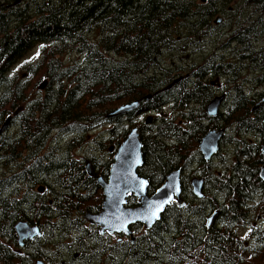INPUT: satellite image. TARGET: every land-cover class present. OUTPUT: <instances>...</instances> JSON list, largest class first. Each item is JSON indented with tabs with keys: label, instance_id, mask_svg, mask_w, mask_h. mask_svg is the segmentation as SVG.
I'll list each match as a JSON object with an SVG mask.
<instances>
[{
	"label": "trees",
	"instance_id": "obj_1",
	"mask_svg": "<svg viewBox=\"0 0 264 264\" xmlns=\"http://www.w3.org/2000/svg\"><path fill=\"white\" fill-rule=\"evenodd\" d=\"M12 1L0 0V127L8 119L15 129L0 135V264H264V107L252 111L264 95V0H22L8 7ZM217 17L230 32L216 51L233 45L229 57L213 51L202 66L183 69L190 83L169 88L179 69L175 53L201 51L204 37L221 27ZM33 50L25 70L48 83L29 98L13 69ZM67 55L76 60L65 63ZM213 79L225 81L229 99L208 118ZM134 102L130 114L107 118L112 106ZM146 113L154 114L149 124ZM133 128L148 196L167 174L183 175L182 206L169 204L147 231L131 227L130 244L100 236L82 216L98 213L94 179L106 178L108 149ZM213 129L224 135L205 163L197 146ZM194 177L203 180L199 200L190 193ZM135 206L128 197L126 207ZM19 221L41 231L22 256L14 251Z\"/></svg>",
	"mask_w": 264,
	"mask_h": 264
},
{
	"label": "water",
	"instance_id": "obj_2",
	"mask_svg": "<svg viewBox=\"0 0 264 264\" xmlns=\"http://www.w3.org/2000/svg\"><path fill=\"white\" fill-rule=\"evenodd\" d=\"M21 0H14L12 6ZM204 2V0H201ZM215 24L218 23L216 19ZM43 85L40 86L42 88ZM146 97L145 100H148ZM222 97L213 98L205 107V114L208 118H215L222 102ZM264 106V96L258 105L253 106L252 111ZM138 108V103L134 102L120 106L110 112L107 118H117L127 115ZM150 118H146L145 123L149 124ZM8 127L6 119L0 127L2 135ZM223 130H209L199 140L197 151L203 161L208 163L217 154L219 143L223 137ZM111 154V164L105 179L96 177L95 182L101 191V202L99 212L96 214L84 213L83 221L97 228L99 235L123 236L129 239L130 244L134 242L135 236L130 228L139 225L143 230H149L166 207L175 203L178 207L182 206L180 198V170L167 174L161 186L152 195L147 194V182L138 176L137 171L142 165L141 143L137 129H132L120 145L113 149H108ZM261 155L264 157V143L261 144ZM85 171L91 177L88 163L85 164ZM259 179L264 183V165L260 168ZM203 180L197 177L189 180L191 196L201 199ZM42 188L38 189L41 192ZM132 197L136 200L135 207H126V199ZM216 213H213L206 220V227H210ZM14 232L17 236V243L20 246L23 241H27L38 235L36 227H30L25 222H18L14 225ZM36 264H41L37 262Z\"/></svg>",
	"mask_w": 264,
	"mask_h": 264
},
{
	"label": "rangeland",
	"instance_id": "obj_3",
	"mask_svg": "<svg viewBox=\"0 0 264 264\" xmlns=\"http://www.w3.org/2000/svg\"><path fill=\"white\" fill-rule=\"evenodd\" d=\"M19 4H20V2H19ZM3 13H6V12L3 11ZM220 25H221V27L218 28V30L215 33L212 32V34L209 36L208 39H206V37H204L206 43L204 45H202V47L200 48L201 51H199L198 53H192L191 51H184L181 49L178 51V53L180 54V53L184 52L182 55H178V53L176 52L175 54H177V55L175 57H173V61H175L173 64V67L174 68H183L184 67V69L185 68H189V69L192 68L193 70H195L196 68H198L199 66H202L205 63L203 59L205 57L209 56L213 51H214L213 54H216V56H220L221 53L219 54V51H216V50L220 47L225 46L226 39H228V36H227V34H228V32H227L228 22L225 21L224 18L220 17V22L216 26H220ZM240 38H242V35L240 36ZM232 46L233 45H230L228 47L223 48V50H225L224 51L225 56L222 58H224L225 60L229 57V52L231 51ZM253 46L257 47L256 44ZM36 56H37V51L36 50L31 51L26 56V58L24 60H22L13 69V71L16 72V74H17V80L19 81V83L26 85V87H27L26 92H28L30 95L29 98H32L38 94L40 95L43 92V90L46 88V85L48 83V81L46 79H43L42 77H40V74L37 76H34V75L29 74V72L25 70V66H27L28 64H32L33 60L36 58ZM183 59L185 60V62L183 61ZM74 60H76L75 56L73 57L72 55H67L66 57H64L63 61L65 63H68V62H73ZM193 64H195V66H192ZM241 67L245 68V67H247V65L243 64V66H241ZM187 72L190 73V71H188V70L185 72L183 70V73L181 74V76L188 75ZM218 83L212 86L217 91L215 93V96H220L222 93H226L227 91L229 93V86L225 83V81L220 80V81H218ZM41 85H43L42 88H40ZM217 85L219 87H217ZM220 88H222V89H220ZM227 99H229V97H227ZM224 105L225 104H223V106ZM223 106L220 108V110L223 108ZM118 107H120V105L112 106L110 108V110L113 111V110L117 109ZM145 116L152 118L154 116V114L147 113L144 115V118H145ZM136 122H138V121H136ZM11 133L12 134L15 133L14 128L6 129L3 136L4 137L11 136ZM220 150H222L221 147H220ZM222 151H224V150H222ZM260 225H264V219L262 220V223H260Z\"/></svg>",
	"mask_w": 264,
	"mask_h": 264
},
{
	"label": "flooded vegetation",
	"instance_id": "obj_4",
	"mask_svg": "<svg viewBox=\"0 0 264 264\" xmlns=\"http://www.w3.org/2000/svg\"><path fill=\"white\" fill-rule=\"evenodd\" d=\"M14 1V0H13ZM13 1H12V3H13ZM23 1H25V0H23ZM22 2V0L20 1V3ZM12 3L8 6V7H14V6H12ZM19 4V3H18ZM18 4H16L15 6H17ZM220 22V18H219V20H218V23ZM217 23V24H218ZM221 26V25H220ZM220 28V27H219ZM217 30H218V28H217ZM206 42H204V43H202V45H204ZM202 45H199L200 46V48L202 47ZM197 46V45H196ZM199 48V50H201ZM225 56V54H222L221 53V55L220 56H218V59L221 57H224ZM182 69H184V67L183 68H179L178 69V72L175 74V79H174V82L169 86V88L171 87V88H174V91H176V89H177V87L178 86H180V85H184V84H186L185 82H183L182 81V79L183 78H185V80H187V83L189 82H191L190 81V79H189V75H184V76H181V74H179V73H181L182 72ZM256 76V73L254 74V77ZM176 80V81H175ZM218 81H220V80H217V79H213L211 82H210V88L214 91V97L213 98H216V97H222L223 99H222V102H221V105H220V108L223 106V104H224V100L225 101H227V94H228V91L226 92V93H222L220 96H215V93L217 92L216 91V89H214L212 86L213 85H215V84H217L218 83ZM219 84V83H218ZM217 87H219L218 85H217ZM168 87L166 88V89H169ZM220 89H222V88H220ZM254 91H255V98H256V100H258V94L259 93H261V91H258V89L257 88H255L254 89ZM229 95V94H228ZM264 96V95H263ZM262 96V97H263ZM261 97V98H262ZM261 98H260V100L259 101H257L256 102V104L255 105H258L259 103H260V101H261ZM254 105V106H255ZM262 107H264V106H261V107H259V108H256L254 111H256V110H258V109H261ZM218 113H219V110H218ZM183 175V174H182ZM91 177H92V174H91ZM91 177H89V178H91ZM96 177H98V176H96ZM96 177H95V179H96ZM94 179V180H95ZM103 179V178H102ZM96 183V182H95ZM97 185V184H96ZM98 187V186H97ZM99 188V187H98ZM38 191V190H37ZM99 191H100V189H99ZM42 192V191H41ZM41 192H39V193H41ZM100 194H101V191H100ZM19 222H22V221H19ZM18 223V222H17ZM26 223V222H25ZM27 224V223H26ZM15 225V224H14ZM28 225V224H27ZM28 226H30V225H28ZM89 226V225H88ZM30 227H36L37 228V230H38V235L36 236V237H33L32 239H30V240H27V241H23L22 243H21V245L19 246L18 245V243H17V236H16V234H15V232H14V226H13V232H14V236H15V238H16V242H15V245L17 246L16 247V249L17 250H14L15 252H19V254H20V256H22V255H27L28 254V251H25V249H24V244L25 243H27V242H32V241H35V240H38V239H40V237H41V231H40V229L37 227V226H30ZM91 227V226H90ZM105 235V234H104ZM101 236V235H100ZM103 236V235H102ZM110 237H112V236H110ZM6 242L8 243L9 241L8 240H6ZM39 253H40V251H39ZM85 259H87V258H85ZM81 260V259H80ZM82 262H87L86 260H84V259H82L81 260ZM37 262H40L41 264H47V260L46 259H42V260H39V259H36V260H34L33 262H31V264H36ZM59 264H62V263H59ZM76 264H81L80 262L78 263H76Z\"/></svg>",
	"mask_w": 264,
	"mask_h": 264
},
{
	"label": "bare ground",
	"instance_id": "obj_5",
	"mask_svg": "<svg viewBox=\"0 0 264 264\" xmlns=\"http://www.w3.org/2000/svg\"><path fill=\"white\" fill-rule=\"evenodd\" d=\"M77 154V153H76ZM180 174H181V176H182V171L180 170ZM205 196V195H204ZM23 222V221H22Z\"/></svg>",
	"mask_w": 264,
	"mask_h": 264
}]
</instances>
